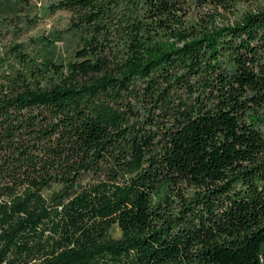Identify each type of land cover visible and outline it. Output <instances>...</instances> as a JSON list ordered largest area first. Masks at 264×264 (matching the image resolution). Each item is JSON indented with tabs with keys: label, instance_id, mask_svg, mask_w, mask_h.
<instances>
[{
	"label": "trees",
	"instance_id": "1",
	"mask_svg": "<svg viewBox=\"0 0 264 264\" xmlns=\"http://www.w3.org/2000/svg\"><path fill=\"white\" fill-rule=\"evenodd\" d=\"M14 2L0 264H264V0Z\"/></svg>",
	"mask_w": 264,
	"mask_h": 264
},
{
	"label": "rangeland",
	"instance_id": "2",
	"mask_svg": "<svg viewBox=\"0 0 264 264\" xmlns=\"http://www.w3.org/2000/svg\"><path fill=\"white\" fill-rule=\"evenodd\" d=\"M15 0H1L0 3V15L2 14H8L11 15L16 6H18L17 2H14ZM30 3L36 4L37 7H40V10L33 11L31 13V18H33V14L40 15L34 17L33 20L26 24V21L21 20L17 21V23L14 25V27L10 28V32L5 34V39L8 41H21L28 43L29 45L34 46V43L32 42L33 39H35L38 36L41 35H49L51 32H58L62 31L67 26L68 21V13L63 10H56L53 12H43V9L46 5H48L50 2L54 0H29ZM206 8L199 9V8H191L188 11V17L189 19H198L200 13L205 12ZM22 13V12H21ZM17 28H19L17 30ZM16 32H13V31ZM57 46L59 50L63 53L67 52L68 45L63 44L61 41L57 42Z\"/></svg>",
	"mask_w": 264,
	"mask_h": 264
}]
</instances>
